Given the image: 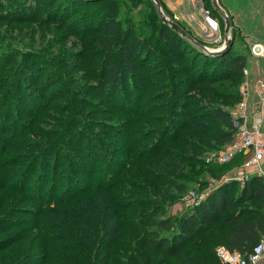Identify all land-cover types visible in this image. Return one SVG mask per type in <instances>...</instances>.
<instances>
[{
    "label": "trees",
    "instance_id": "16d2710c",
    "mask_svg": "<svg viewBox=\"0 0 264 264\" xmlns=\"http://www.w3.org/2000/svg\"><path fill=\"white\" fill-rule=\"evenodd\" d=\"M13 1L0 0V28H11L17 23L41 27L49 21L63 22L65 14L75 15L70 8L64 11L62 4L53 6V0H42L33 11L30 7L24 14L7 15ZM72 2L84 8L103 2L102 15L96 21L98 24L87 26L86 36H93L87 43L106 50L119 44L116 0ZM50 9L53 15H47ZM161 23L165 28L159 36L165 44L174 51L181 48L180 41L184 39ZM190 49L191 58L196 54L194 64L199 61V66L193 70L195 76L220 73L218 79L214 78L220 80L224 74L241 73L246 65L245 57L233 54L230 49L219 56ZM19 55L25 57L23 53ZM136 55L153 57L148 45L136 41L115 54L101 58L96 75L90 77L94 79L96 76L95 80L101 78L99 82H103L92 86L94 93L97 96L118 95L122 99L127 93L135 95L138 88L142 92L147 81L131 61V57ZM15 57L12 53H8V58L5 52L0 54V159L5 162L9 156H22L21 161L6 165L14 167L8 179H5L4 171L3 176L0 175V235L11 228V235L0 246V264H26L34 253H38L34 264H221L216 254L218 248L236 252L242 257L251 253L264 235V180L261 176H252L242 187L235 181L225 183L205 194L204 199L187 213L163 215L170 196L165 197L172 193L157 192L156 185L161 182L154 170L163 163L166 171L162 174L166 181L168 175L178 174L168 160L174 163L176 158L180 160L182 157H172L166 148L169 149L170 143L175 150L181 147L179 132L185 126L196 127L195 117L184 113L187 123L179 125L177 133L167 141L163 142L161 136L171 130L167 114L175 115L173 110L178 105L187 108L190 114L194 111L187 101H173L175 95L187 100L191 97L190 91L179 90L176 85L170 87L168 83L158 86L155 97L149 98H153L157 111L163 113V117L157 118L158 124L149 127L134 141H127L129 146L114 153L98 151L95 144L91 148V136L81 135L82 131H76L75 137H67L71 131L64 126L72 115L63 117V112L67 114V111L60 104L52 107L57 108L62 116V119H57L61 127L50 133L55 134L54 139L37 145L22 143L24 138L41 129L35 124L38 117H50L44 114L51 107L44 100L46 87L41 84L55 85L58 79L51 81L48 75L38 77L37 73L26 76L21 66L18 69L8 64ZM27 78L30 79L28 83ZM38 82L41 84L36 87ZM207 82L211 79H205L202 85L207 87ZM32 98L36 105L30 110L31 103L28 102ZM42 98L46 103L41 101ZM205 114L215 122L212 137L220 143H231L235 130L230 116L217 108H209ZM133 115L136 116L137 112ZM62 133H66L64 137ZM70 142L76 147H72V152H66ZM137 144L142 151L132 149ZM67 154L74 163L67 161ZM117 155L122 161L118 160L117 166L112 168ZM240 159L238 156L208 171L213 175L221 174L227 165ZM143 160L151 166L143 167ZM17 164L21 167H15ZM23 167H26V172L21 174ZM61 168L62 174L59 173ZM95 173L99 175L93 177ZM130 177L143 181L149 179V184L141 187L130 185ZM30 178L32 183L25 185ZM17 179L22 185L15 183ZM181 185L184 187L179 183L177 188L180 189ZM129 190L139 192L144 198L130 196ZM22 202H30V206L22 208L17 205H22ZM32 230L34 235L30 234Z\"/></svg>",
    "mask_w": 264,
    "mask_h": 264
},
{
    "label": "rangeland",
    "instance_id": "374dc122",
    "mask_svg": "<svg viewBox=\"0 0 264 264\" xmlns=\"http://www.w3.org/2000/svg\"><path fill=\"white\" fill-rule=\"evenodd\" d=\"M53 1V6L62 4L64 11L66 8H70L72 14L75 15L65 14L63 22L49 21L41 27L37 24L22 26L21 23H17L11 28H0L2 40H0V54L5 52L6 58H8V53L16 55L14 61H8L12 68L18 67L19 69L21 66L22 72L26 76L37 73L38 77L44 74L48 75L51 81L58 79L55 85L48 86V82L44 84L38 82L36 85V87H39L40 84L43 88L46 87L45 95L43 94L44 100H47L46 102L51 108L44 114L50 117H46L44 114L43 117H38L39 121L35 124L41 129L39 128L29 138H24L22 143L29 142L37 145L41 141L54 139L55 134L50 135V133L61 127L57 119H62V116L57 108L52 109V107L60 104L67 111V114L63 112V117H68V114L72 115L64 126L72 132H69L71 134L68 133L67 137H75L76 131H82L81 135L91 136L92 141L89 143L91 148L95 144V149L98 151H105L107 154L108 152L114 153L119 148L129 146L127 141H134L149 127L158 124L157 118L164 114L157 111L158 106L153 100L155 97L153 95L157 94L158 86L168 83L170 87L176 85L179 90L190 91L191 97L187 100H184L180 95H175L173 101H187L194 111L190 114L187 108H180L178 105L173 110L175 115L167 114L169 116L167 123H171L169 126L171 130L167 131L168 133H162L161 140L165 142L172 138L177 133L179 125L187 123L183 118L186 112L189 113L188 116L195 117L197 125L190 128L185 126L179 132L178 141L181 143V147L178 146L175 150L170 143L169 149L166 148L172 157H182L180 160L176 158L174 163L172 160H168L172 164L171 168L175 169L178 174L168 175L166 181V177L162 174L166 171L162 167L163 163L157 170H154L161 182L156 185L157 192L172 193L165 197L170 196L167 201L169 205L163 215L178 216L189 212L194 206V200L198 199L200 195L221 187L224 185H220L221 181L226 178L231 179L243 169L244 158L240 156V160L227 165L221 174L213 175L208 171L212 167L222 165L218 163V159L227 151L231 143H220L212 137L215 122L206 117L205 113L209 108H217L230 115L240 104H245L249 114L257 111L262 113L261 129L264 133V101L262 100L264 97V0H217L230 22L228 37L231 38L232 43L229 49L233 54H241L246 59V65L241 73L231 76L224 74L220 80H216L221 75L220 73H216L214 76L212 74L195 76L193 70L199 66V61L194 64L193 59L196 58V54H191L193 55L191 58L189 51L190 48L195 51L198 49L192 43L183 38L184 40L180 41L181 48H177L175 51L165 44V41L159 36L165 27L159 19L154 2L150 0H116L118 7L116 19L120 29L119 44L108 50L87 43L88 39L93 36H86L89 25L96 26L98 24L96 21L102 15L103 2L94 3L89 8H84L74 5L72 0ZM158 1L162 13L195 41L210 50L218 49L223 45L224 21L212 10V0ZM41 2L42 0H14L11 11L8 10L6 14H24L30 10V7L33 11L35 5H40ZM22 5H25L24 9H22ZM49 11L47 15H53L51 9ZM205 12L211 19L217 21L218 28L213 33H203L205 29L203 13ZM98 27L100 30V25ZM136 41L148 45L153 53L151 58L144 55L131 57V61L147 81L144 90L141 92V89L138 88L135 95L127 93L122 99H119L118 95L112 96L111 94L97 96L92 86L99 83L102 85L103 82H99L102 79L95 80L96 76L94 79L90 77L96 75L100 59L108 54H115L122 47ZM188 47H190L189 50ZM22 53L25 54V57L19 55ZM208 78L211 79V82H207L208 86L205 87L202 83ZM26 81L28 83L30 79L27 78ZM190 82L193 84L190 85ZM155 83L156 86H154ZM133 85L137 84L133 83ZM150 96L153 98H149ZM33 100L34 98L28 102L31 103L28 107L30 110H33L36 105V100ZM41 101L43 102V98ZM134 112H137L136 116H132ZM21 116L19 114V117ZM42 121L44 122L41 123ZM113 124L118 125L113 126ZM66 133H62V136L64 137ZM180 139L182 140L180 141ZM72 147L74 149L75 144H71L66 152H72ZM139 147L137 144L136 148H131L136 151L140 149ZM21 157L12 155L5 162L0 159V165L3 166V169L0 168V175L3 176L2 171H4V177L8 179L14 167L6 165L11 164L12 161H21ZM67 159L74 163L69 154H67ZM118 160L122 161L119 155L114 158L112 168L117 166ZM148 164L147 160L141 162V165L146 169L151 166ZM15 167L20 168L21 165L17 164ZM22 169L21 174L26 172V167ZM62 171L61 168L59 173L62 174ZM98 175L95 173L93 177ZM128 180L132 182L128 184H137L139 187L149 184V179L143 181L130 177ZM168 181L171 184H168ZM228 182L230 181L228 180ZM15 183L21 184L18 179ZM31 183L32 178L25 185ZM177 183L183 184L185 188L181 185V188L184 189H178ZM129 194L137 199L144 198L139 192L129 190ZM58 196L59 194L56 195V197ZM22 203V205H17L22 208L30 206V202ZM19 217L27 219L25 216ZM9 218L11 219V216ZM34 233L33 230L30 232L31 235ZM9 234L11 235V228L8 232L0 235V246L5 244ZM37 255L38 253H34L32 259L26 264H34Z\"/></svg>",
    "mask_w": 264,
    "mask_h": 264
},
{
    "label": "built area",
    "instance_id": "2783aa9c",
    "mask_svg": "<svg viewBox=\"0 0 264 264\" xmlns=\"http://www.w3.org/2000/svg\"><path fill=\"white\" fill-rule=\"evenodd\" d=\"M203 33H213L217 28V21L211 19L208 13H203ZM224 44V43H223ZM223 46V45H222ZM221 46V47H222ZM219 47L218 49H221ZM264 101V97L262 98ZM232 127L235 130L233 141L227 151L218 159L219 164H227L238 156H242L243 169L238 171L231 179H224L220 185L229 181H236L244 185L252 176H261L264 180V133L262 132V113L257 111L250 115L245 104H240L230 113ZM245 156V157H244ZM205 194L194 200V206L204 199ZM217 257L221 264H264V235L253 247L247 257L225 248L217 249Z\"/></svg>",
    "mask_w": 264,
    "mask_h": 264
},
{
    "label": "water",
    "instance_id": "95a60500",
    "mask_svg": "<svg viewBox=\"0 0 264 264\" xmlns=\"http://www.w3.org/2000/svg\"><path fill=\"white\" fill-rule=\"evenodd\" d=\"M150 1L154 2L155 6L157 8V14H158L159 18L161 19V21L165 25H167L172 31L177 33L180 37L184 38L185 40H187L188 42H190L194 46H196L197 49H199L205 53H209L213 56H219L230 48L231 43H232L231 38L228 37L229 30H230V22H229V19L226 15L225 11L219 6L217 0H212V10L214 12H216L224 21V44L221 47V49H218L217 51H216V49L210 50V49L206 48L205 46H203L202 44L198 43L189 34H187L180 26H178L172 20L168 19L162 13L161 8H160V3L158 0H150Z\"/></svg>",
    "mask_w": 264,
    "mask_h": 264
},
{
    "label": "crops",
    "instance_id": "0c3cea01",
    "mask_svg": "<svg viewBox=\"0 0 264 264\" xmlns=\"http://www.w3.org/2000/svg\"><path fill=\"white\" fill-rule=\"evenodd\" d=\"M250 115H252V114H250ZM240 186V185H239ZM240 187H242V186H240Z\"/></svg>",
    "mask_w": 264,
    "mask_h": 264
},
{
    "label": "bare ground",
    "instance_id": "6f19581e",
    "mask_svg": "<svg viewBox=\"0 0 264 264\" xmlns=\"http://www.w3.org/2000/svg\"><path fill=\"white\" fill-rule=\"evenodd\" d=\"M218 49H216V51H217Z\"/></svg>",
    "mask_w": 264,
    "mask_h": 264
}]
</instances>
